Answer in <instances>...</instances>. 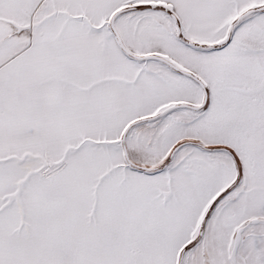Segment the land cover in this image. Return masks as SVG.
I'll list each match as a JSON object with an SVG mask.
<instances>
[{"label": "snow or ice", "instance_id": "obj_1", "mask_svg": "<svg viewBox=\"0 0 264 264\" xmlns=\"http://www.w3.org/2000/svg\"><path fill=\"white\" fill-rule=\"evenodd\" d=\"M0 264H264V0H0Z\"/></svg>", "mask_w": 264, "mask_h": 264}]
</instances>
